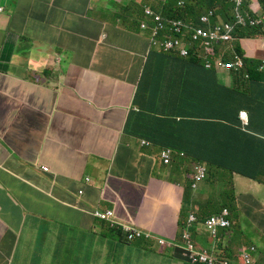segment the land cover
I'll return each instance as SVG.
<instances>
[{
  "label": "crops",
  "instance_id": "obj_1",
  "mask_svg": "<svg viewBox=\"0 0 264 264\" xmlns=\"http://www.w3.org/2000/svg\"><path fill=\"white\" fill-rule=\"evenodd\" d=\"M13 1L0 16V264H193L176 248L126 243L81 210L99 202L162 238L181 231V192L138 141L154 130L144 121L166 122L181 107L169 100L181 66L147 51L130 15L141 0ZM217 82L229 87L223 74ZM247 199L232 238L222 235L227 252L264 233V196Z\"/></svg>",
  "mask_w": 264,
  "mask_h": 264
},
{
  "label": "clouds",
  "instance_id": "obj_2",
  "mask_svg": "<svg viewBox=\"0 0 264 264\" xmlns=\"http://www.w3.org/2000/svg\"><path fill=\"white\" fill-rule=\"evenodd\" d=\"M18 2L0 0V16H9ZM138 15L130 14L133 24L142 31L147 39V51H156L160 54L175 58L181 66V73L177 74L175 86L169 92V100L176 98L178 84L185 85L192 80L199 86L215 89L222 96V87L230 89L248 90L250 75L246 70V59L255 58L260 61L258 72L264 74V0H141L135 3ZM187 12H189L187 14ZM184 15L186 18H182ZM122 18H129L122 17ZM195 20V21H194ZM254 28L262 32L260 35L240 37V31ZM252 46V51L260 50L262 57H250L243 50V46ZM222 48L226 49L222 51ZM239 54H238V53ZM217 74H223L229 87L217 82ZM163 83V82H162ZM165 84V82L163 83ZM145 88V86H144ZM148 83L145 90H150ZM153 97V96H151ZM190 104V113L186 108L185 116L181 107L170 113L169 119L187 121L192 118L193 107L207 111L213 105V99L208 98L205 103L195 104L187 99ZM179 109V110H178ZM180 112V115H179ZM245 113V117H242ZM178 115V116H175ZM241 128L245 132L250 122L247 109L239 111ZM205 118V117H204ZM208 119V118H205ZM170 120L162 123H168ZM209 122V121H207ZM155 125H153L154 127ZM253 133V132H252ZM153 135V134H152ZM149 138H138L139 145L145 149H155V161L163 171L167 170L166 179L175 185L181 192L178 204L181 210L179 241L173 242L172 238L165 239L149 229L134 228L129 224L119 221V215L110 206L98 207V203L89 204L81 208L83 214L89 216L106 229L115 228L123 234L126 243L144 241L143 251L156 253V246L161 248L171 247L180 251L193 264H264V250L255 245H245L239 252H229L231 262H219L217 254L223 247L222 235L232 238L229 229L234 228L235 221L244 211L247 197L264 196L250 190L251 194L244 195L237 191L234 180L245 177L238 173L229 172L221 167L207 165L200 162H186L189 159L184 151L176 150L170 146H162L161 138L156 143ZM47 172V167H42ZM247 178V177H245ZM264 188L262 183L247 178ZM86 183L90 181L87 177ZM83 191H79L82 194ZM236 196V197H235ZM219 199L217 211L210 212L203 220L202 211L212 200ZM76 208L78 206L74 205ZM236 206L235 208H233ZM236 211L235 219L232 218ZM202 224V229L214 241L209 251L197 252L195 249V226ZM183 243L184 247L178 245ZM183 250V252L181 251ZM212 250V253H210ZM262 250V251H260ZM201 255L207 257L206 261L200 259ZM221 256V255H220Z\"/></svg>",
  "mask_w": 264,
  "mask_h": 264
},
{
  "label": "trees",
  "instance_id": "obj_3",
  "mask_svg": "<svg viewBox=\"0 0 264 264\" xmlns=\"http://www.w3.org/2000/svg\"><path fill=\"white\" fill-rule=\"evenodd\" d=\"M181 17L186 18L184 15ZM260 34L262 32L254 28L240 31V37ZM260 64L261 62L255 58L246 59L245 71L249 72L250 80L247 83L249 89L244 91L222 87L225 93H222L221 96L215 89L202 83L197 86L193 80L190 83L186 82L185 85L178 84L176 98L170 101L184 102L189 99L192 103L199 104L212 98L213 105L209 106L210 110L201 112L200 109L193 107L192 118L187 121H177L172 117L168 123L159 122L154 126L151 141L156 143L161 138L159 142L162 146H170L176 150L184 151L189 157L186 162H200L221 167L230 173H238L262 183L264 178V137L257 136L251 131L250 133L243 131L238 116L242 108L247 109L250 114V122L246 130H250L251 125L264 136V122L260 119L264 108L256 107L258 99H262L256 94L260 93L259 87L261 83H264V74L258 72ZM144 123L153 126V123L145 121ZM219 202V199L212 200L203 209V220L210 212L218 210ZM226 252L227 249L224 248L217 254V258H221L219 262L231 260L229 252Z\"/></svg>",
  "mask_w": 264,
  "mask_h": 264
},
{
  "label": "rangeland",
  "instance_id": "obj_4",
  "mask_svg": "<svg viewBox=\"0 0 264 264\" xmlns=\"http://www.w3.org/2000/svg\"><path fill=\"white\" fill-rule=\"evenodd\" d=\"M226 49L222 48V51H225ZM243 50L246 52V54L250 57H254V56H258V57H262V52L260 50H255L252 51V46H243ZM242 182H245V187H243ZM234 183L236 185V187L238 188V190H236V194L237 191L241 190V193L244 195L247 194H251L250 190L252 189V192L256 193V194H264V188L257 184L254 183L253 181L245 178V177H238L237 181L234 180ZM120 190V189H119ZM236 197V196H235ZM124 205L126 207H128V210L126 212V215H132L133 214V210H134V204L133 201H129L127 200L126 202H124ZM104 206H107V204H105ZM236 206H234L233 208H235ZM235 215H236V211L233 213L232 218L235 219ZM239 227V226H238ZM229 232H231V229L228 230ZM250 235V238L248 240H246L243 245H255L257 248L259 249H264V233H259L255 231H252ZM173 242H178L179 241V235L178 233L175 234L172 237ZM213 239L209 238L206 235V233H202L199 234L196 237V242H195V249L197 252H204V251H209L212 247L210 246V244L213 243ZM178 245H180L181 247H184L183 243H179ZM183 252V250H181ZM212 253V250L211 252Z\"/></svg>",
  "mask_w": 264,
  "mask_h": 264
},
{
  "label": "built area",
  "instance_id": "obj_5",
  "mask_svg": "<svg viewBox=\"0 0 264 264\" xmlns=\"http://www.w3.org/2000/svg\"><path fill=\"white\" fill-rule=\"evenodd\" d=\"M246 115H245V113H242V117H245ZM200 259L202 260V261H206L207 260V257L205 256V255H201L200 256Z\"/></svg>",
  "mask_w": 264,
  "mask_h": 264
}]
</instances>
